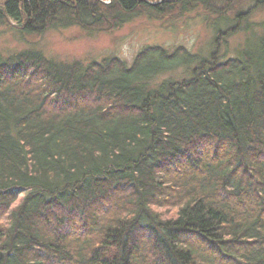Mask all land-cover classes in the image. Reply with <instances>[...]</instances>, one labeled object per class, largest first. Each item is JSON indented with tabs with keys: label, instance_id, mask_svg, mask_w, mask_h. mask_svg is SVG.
I'll use <instances>...</instances> for the list:
<instances>
[{
	"label": "trees",
	"instance_id": "trees-1",
	"mask_svg": "<svg viewBox=\"0 0 264 264\" xmlns=\"http://www.w3.org/2000/svg\"><path fill=\"white\" fill-rule=\"evenodd\" d=\"M238 1L0 0L22 35L198 9L213 30L130 66L0 54V264H264V0Z\"/></svg>",
	"mask_w": 264,
	"mask_h": 264
},
{
	"label": "rangeland",
	"instance_id": "rangeland-1",
	"mask_svg": "<svg viewBox=\"0 0 264 264\" xmlns=\"http://www.w3.org/2000/svg\"><path fill=\"white\" fill-rule=\"evenodd\" d=\"M254 6L249 0L238 1L234 10L247 11ZM214 19V18H211ZM206 19V13L198 9L182 17H135L120 29L109 33H90L78 27L69 29H52L43 34L22 35L12 28L0 27V54L4 57L15 53L34 50L43 53L47 58L57 62L72 63L75 61L88 64L110 57H118L129 66L137 54L147 46H163L174 49L184 46L193 54L205 53L210 47L213 30ZM250 23L261 25L259 32H264V11L257 10L250 17ZM244 35L239 34L230 39V56L233 49L241 46ZM182 70L174 74L161 76L156 83L170 77L173 80L188 78Z\"/></svg>",
	"mask_w": 264,
	"mask_h": 264
}]
</instances>
